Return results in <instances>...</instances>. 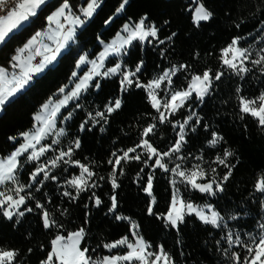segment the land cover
Masks as SVG:
<instances>
[{
  "label": "trees",
  "instance_id": "16d2710c",
  "mask_svg": "<svg viewBox=\"0 0 264 264\" xmlns=\"http://www.w3.org/2000/svg\"><path fill=\"white\" fill-rule=\"evenodd\" d=\"M87 1L68 0L69 8L79 15ZM98 1L100 4L93 16L77 31L56 63L3 106L0 156L10 154L20 141L14 139L33 128L34 115L69 83L80 57L95 58L99 54L102 47L99 40L109 41L126 23L138 22L142 17L157 28V39L152 44L133 43L122 58L124 67L131 71L141 65L132 85L121 90L119 76L102 78L99 86L94 81L62 110L58 126L64 127V134L56 143L52 134L43 140L50 146L42 158L45 164L60 152L72 149L70 156L58 160L49 169V177L56 179H44L41 175L29 186L37 162L28 163L26 157L21 158L17 180L28 187L24 191L26 203L20 211L24 214L17 213L8 219L0 211V250L17 253L12 264H41L57 234L66 236L83 229L80 246L88 249L91 260L97 261L109 254L106 244L132 238L130 222L133 221L138 234L148 243L149 252L163 250L172 264H238L234 254L240 257V264H246L251 259L247 249L254 248L255 242L264 236L261 227L264 192L255 187L258 180H264V127L251 115L241 112L240 101L241 98L255 100L264 93V68L251 63L247 71H236L225 67L221 56L222 50L234 39L239 47L252 50L255 60L263 53L264 0H198L212 13L209 20L198 24L193 22L192 0H128L119 13L117 9L123 0ZM63 3L64 0H49L27 24L13 32L0 46V66L10 70L12 57L46 28L50 14ZM115 62L112 58L108 65ZM172 67H177L172 86L176 90L187 88L193 75L205 71L211 74L213 82L202 101L193 97L174 115H169L167 122L161 123L146 89L135 84H148ZM217 73H221L218 80ZM116 99L121 101L120 108L108 113L105 106L114 104ZM97 112L104 115L96 116ZM190 115L192 119L186 125L180 151L170 157L186 172L199 165L205 173L204 181H215L222 190L214 187V194L209 195L182 181L176 186L184 201L211 203L222 218L218 227L201 222L193 214L185 216L177 227L166 224L163 215L172 201V175L170 171L150 167L152 160L146 166L143 161L147 156L142 148L129 153L140 155V160H122L116 167L114 179L118 187L112 186L113 164L109 161L115 160L113 153L123 156L124 151L136 147L142 139H147L159 152H166L178 139L177 124ZM150 124L155 125L154 131L143 137L144 128ZM213 133L221 138L214 145L209 144ZM77 140L79 147L75 146ZM226 151L232 153L225 161L231 167L230 175L229 167L217 161V157L224 158ZM75 161L93 173L92 185L79 193L67 183L80 174ZM149 175L155 200L151 213L152 202L144 190ZM225 175L227 180H223ZM10 186L11 183L7 185ZM65 191L71 196H65ZM113 196L116 207L110 211ZM96 199L101 201L99 205L95 204ZM45 212L55 222L49 228L44 227ZM229 234L233 239L231 244L227 239Z\"/></svg>",
  "mask_w": 264,
  "mask_h": 264
},
{
  "label": "snow or ice",
  "instance_id": "6c2138e0",
  "mask_svg": "<svg viewBox=\"0 0 264 264\" xmlns=\"http://www.w3.org/2000/svg\"><path fill=\"white\" fill-rule=\"evenodd\" d=\"M5 2L6 0H0V13H4L3 15H0V43L4 42L6 38H8L11 33H13L14 30L21 27L22 23L24 21H27L30 16H34L36 14V9L44 3V0H18V2H16L9 9H5L3 7ZM127 3L128 0H123V2L120 4V7L117 9V12L122 11ZM97 6V0H89L87 7L82 9L83 16L91 17ZM68 8V0H64L62 6L52 16H49L48 20L52 22L56 20L57 17L64 16L65 10ZM211 16L212 13L208 11L203 4H200L195 9L193 22L198 24L200 21L209 20ZM146 19V17H142L138 22H135L131 26L125 25L123 30L124 32L128 33L127 37L122 38V42L119 46H116L115 44L109 46V50L118 53L124 45L130 44L133 40L144 41L149 36L156 38L158 31L157 28L154 25H146ZM82 22L83 21L79 17H75L73 19L74 24H80ZM72 31V29H68L67 34L64 36V40L71 39ZM39 35L40 33H36V36L32 37V39H30L27 44L24 45V48L19 49V52L23 53L26 49H28L35 42L36 37ZM172 35H175V33H173ZM168 39H171V37H169ZM160 43H163V41H160ZM60 47H63V44H61ZM58 50L59 48L57 49V51ZM261 51L264 52V49H262ZM250 55L251 54L248 52L247 49H242L238 47L237 40L234 39L228 47L222 50L221 59L226 66L232 68L233 70H237V62L239 61L242 65L243 61L248 60ZM53 59H55V55L51 57H45L46 62ZM84 59L85 58L83 56L80 57L81 62H83ZM12 60L17 61V66H19L20 57L18 55L13 56ZM262 62H264V56H260L259 59L252 61V63L254 64H261ZM42 67L43 64L37 65L34 68H29L26 71H22L19 78L13 77V80H15V84L10 88L0 87V105H4L6 101H8L9 98L13 96L18 89L22 88L24 84L27 83L28 79L30 78V72H39ZM180 67L184 68L186 66L181 65ZM119 68L120 66L117 65L116 67L109 69L108 71L111 73H115L119 70ZM139 70V66H137V71ZM176 70L177 69L174 67L170 71H165L163 75L150 81L147 85L140 84L139 82L135 84L136 87H144L149 90V99L152 103V107L155 108L159 113V120L161 123L167 122L168 115H174L177 110L184 107L185 102L189 100L193 93L196 94V97L198 99L202 100L203 97L208 93L211 85L212 77L210 76V73L208 71H205L202 75H193L186 89L171 91L168 98L164 99L163 102H161V99L158 98L155 93V90L159 89L161 87V83L166 79L170 82V76L174 75ZM238 70L240 72L247 71V69L243 66H240ZM104 75H108V72H105ZM130 75H134V73L125 74L123 76V80L121 82L122 86L133 84V81L129 78ZM220 76L221 73H217L215 75V79H220ZM4 78L5 69L0 68V82L11 83V81H5ZM89 79H91V75L85 77L84 80H82L81 83L76 86V89L70 94V96H67L65 100L60 101V104L63 105L64 103H66L67 99H71L72 97L77 96L80 90L86 86V82ZM240 103L241 112L251 115L258 121V124L261 127H264V93H261V95L255 100H245L241 98ZM120 106L121 101L119 99H116L114 104L106 105L105 107L106 111L108 113H111L115 109L120 108ZM45 108H47V105H45ZM58 111L59 106L54 108L48 117L42 118L38 116L37 120H40L43 126L39 127L33 133H23L22 135L24 136L26 141L25 144L17 148L16 151L12 152L11 155L7 158L0 160V185H3L6 181H12L14 183L16 182L15 171L18 167L17 157L21 156L22 153H26L29 151V149H32V151L28 155V159L37 160L41 155L44 154L45 151H47V147L42 146L37 149L36 146L41 143V141L45 138L46 135L49 134L50 130L53 128V121ZM103 115L104 113L101 112L96 113V116ZM193 115H195V113H193ZM191 119L192 116L190 115L187 120H185L182 124L178 125L180 129L179 138L176 140L175 144L166 152H159L155 147L151 145V143H149L147 139H142L140 144L136 145V147L129 148L124 151L123 156H116V154L113 153L115 160L109 161V163L113 164V188L118 187L114 179L116 175V167L121 164L122 160H140V155L130 156L129 153H135L137 148H142L147 156V158L143 161L146 166H149V160H153V158H155L153 165H150V167H157L163 169L166 172L171 171L175 175L181 177L183 181L187 182L193 188L199 190L200 192L212 194L214 184L216 190H222L220 184L216 183L215 181H209L204 184H200L197 182L198 179H203L205 177V173L203 169L199 168V165H195L191 171L186 172L184 170H181L180 165H176V167L169 169L166 163L164 162L165 157H169L173 153H177L180 151L181 145L184 142V126ZM197 123H199V120H197ZM81 128H84L83 124L81 125ZM154 129L155 125L150 124L148 127L144 128L142 136L147 137L151 132L154 131ZM56 134L58 136L62 135L63 131L60 130ZM218 139L221 138H218L216 133H213V139L209 141V144H216L218 142ZM56 142L57 141L55 140L53 141V143ZM75 146L79 147V140L75 141ZM71 152V148H69L66 152H60V154L50 162L51 166L55 167L58 160H62L65 156H70ZM231 155L232 153L226 151L224 153L223 159L217 157L218 163L225 164L226 167H229L228 175L231 174V167L227 165L225 161L227 157ZM73 163L79 165L78 161H75ZM79 167L81 168V175L67 181L70 186L74 187L77 190V193L84 191L85 186H87L88 182L84 178V174H87L88 178H91L93 176V173L89 170L87 166L79 165ZM46 168L47 165L43 167H38L36 171L32 173L33 180L36 179L39 173H43L45 179H56L55 176L49 177ZM122 171L123 170L121 169V174ZM141 171H143V169ZM228 175H225L223 177V180H227ZM24 187V185H18L14 189H11L9 193L0 191V211H2L3 215L8 219H11L13 217L14 210L19 209V207L25 203L26 197L20 194L24 191ZM255 187L257 191L264 192V180H258ZM151 188L152 176L149 175L147 186L144 190L151 194ZM12 192L15 193V196L11 194ZM64 195L71 196V193L65 191ZM72 198L75 199V197ZM112 201V209H114L116 207L115 196L112 197ZM100 203L101 201L99 199H96V204L99 205ZM37 207H42V205L37 204ZM9 209H12V211H10ZM112 209H110V211ZM186 210L188 213H195L197 216H199L202 221H204L205 223H211L213 226H217V221L219 219H222L221 217H219V214L215 211L211 213L210 217L204 215L202 211L197 210V208H195L191 203H185L183 200L178 199V197L174 194L172 200V207L167 216L168 222L173 227H175L178 222L183 221L184 213ZM28 211H31V209H28ZM149 212L151 213V209H149ZM23 214V212H19V215L22 216ZM117 219H120V217H117ZM43 222L45 228H49L55 223L54 221H51L49 219L47 212L43 214ZM261 227L264 228V225H261ZM83 235V229L70 233L67 238L57 235L51 241V251L48 253L46 260L42 261L41 264H118L119 261H127L129 262V264L134 261L139 262V264H159V262L162 261L163 264H170L169 257L163 252V250L158 253H150L146 250L147 246L139 238L136 239L135 243L129 242L127 238H123L114 243L106 244L105 247L109 249L116 248L120 245H126L128 251L125 255L105 256L99 262L93 261L89 256L86 255L88 249H82L80 247V240L83 238ZM227 239L229 244L233 243L231 234L228 235ZM236 242H239V237H237ZM247 250L249 253H251V259H248L246 261V264H264V236H261L259 240L255 242L254 248L249 247ZM16 255L17 253L12 250H0V264H12V261L15 259ZM149 257L154 258L150 260ZM233 259H235L238 264H240L239 256H236L234 254Z\"/></svg>",
  "mask_w": 264,
  "mask_h": 264
},
{
  "label": "rangeland",
  "instance_id": "374dc122",
  "mask_svg": "<svg viewBox=\"0 0 264 264\" xmlns=\"http://www.w3.org/2000/svg\"><path fill=\"white\" fill-rule=\"evenodd\" d=\"M49 0H44V3L43 4H41L37 9H36V13L38 12V10L46 3V2H48ZM192 1H194V6H193V8H192V18H193V16H194V13H195V9L200 5V4H202L201 2H199L198 0H192ZM88 2H89V0L86 2V4H85V6L82 8V9H84V8H86L87 7V4H88ZM97 2H98V6L96 7V9L94 10V12H93V14L95 13V11L97 10V8L99 7V1L97 0ZM62 5H60L57 9H55L51 14H50V16H52L60 7H61ZM82 9H81V13L79 14V15H76V14H74V13H72V11L70 10V8H68V9H66L65 10V14H64V16H60V17H57L56 18V20H54V21H52V22H50L48 19H47V25H46V28H45V31L43 32V31H41L40 32V35L39 36H37L36 37V40H35V42L28 48V49H26L27 51H30V50H33V49H35L37 52H39V54L41 53V55H42V64H43V67L41 68V70L39 71V72H30V78L28 79V81H27V83L26 84H24V86L22 87V88H20V89H18L15 93H14V95L13 96H11L10 98H9V100L8 101H6V102H9L10 100H12L15 96H17L20 92H22L32 81H33V79L36 77V76H39L46 68H48V67H50V66H53L56 62V60L58 59V57L60 56V54L62 53V52H64V50L66 49H64V50H62V48L63 47H60V45L61 44H63V46H66V44H68V43H70V42H72L73 40H74V38H75V35H77L76 33H77V31L78 30H80V28L81 27H83L88 21H89V19L93 16V14H92V16L91 17H85V16H83V13H82ZM209 11V10H208ZM119 12H121V11H119ZM119 12H117V13H119ZM36 15V14H35ZM34 15V16H35ZM32 16H30L29 17V19L31 18ZM65 17H67V18H65ZM75 17H79L83 22L82 23H80V24H74L73 23V19L75 18ZM29 19L27 20V21H24L23 23H22V26L23 25H25V24H27V22L29 21ZM200 22H202V21H200ZM132 24H134V23H130V22H128V23H126L125 25H129V26H131ZM197 24V23H196ZM124 25V26H125ZM146 25H153V24H148L147 22H146ZM21 26V27H22ZM124 26L122 27V29L118 32V34H116L112 39H110L109 41H107V42H104V41H102V40H99V43H100V45L102 46L101 47V51L99 52V54L95 57V58H89L88 56H86V55H82L85 59H84V61L83 62H81L80 61V59L78 60V62H77V64H76V68H75V70H74V72H73V74H72V77H71V79H70V81H69V83L67 84V85H65V86H63V87H61V89H60V91H59V95L56 97V98H52V99H50L49 101H47L45 104H43V106L41 107V109L34 115V124H33V128H31V130L30 131H28V132H26V133H33V132H35L39 127H41V126H43L42 124H41V121L40 120H37V117L39 116V117H48L49 115H50V113H51V111L54 109V108H56L57 106H59V111L56 113V116H55V118H54V121H53V124H54V126H53V128L50 130V132H49V134L48 135H53V137H54V140H56V141H58V139L64 134V127L63 126H58V117H59V115L61 114V112H62V110L64 109V108H66L68 105H69V103H71V102H74V101H76L78 98H79V96L83 93V92H85L91 85H92V83L94 82V81H96L97 83H96V86L97 85H99V82H100V80L102 79V78H111V77H114V76H119L120 77V80H121V82H122V80H123V76L125 75V74H130V73H134V75H130L129 76V78L133 81V80H135L136 79V74L140 71H137V68L134 70V71H131L130 69H128V68H125L124 67V64H123V57L127 54V52H128V49L130 48V46H132L133 45V43H135V42H141L142 44H145L146 45V43L147 42H149V43H153V41L154 40H156L157 39V37L156 38H153V37H151V36H149V37H147L144 41H140V40H133L130 44H127V45H124L121 49H120V51L117 53V52H113V51H111V50H109V46H111V45H113V44H115L116 46H119L120 45V43L122 42V38H124V37H127V35H128V33L127 32H124ZM21 27H19L18 29H16V30H14L13 32H16L17 30H19ZM67 28H69V29H72L73 31H72V33H71V39H68V40H64V36L66 35V33L64 34V32H65V30L67 29ZM12 34V33H11ZM10 34V35H11ZM9 35V36H10ZM45 38V39H44ZM6 40H7V38H6ZM237 40V39H236ZM5 42V41H4ZM4 42H2V43H0V46L4 43ZM39 46V47H38ZM237 46L239 47V45H238V41H237ZM67 47V46H66ZM59 48V50L57 51V49ZM241 48V47H240ZM52 49H55V52H53L52 53ZM242 49H244V48H242ZM248 50V52L251 54L250 56H249V59L248 60H244L243 61V64L241 65L240 64V62L238 61L237 62V65H238V67H237V70L236 71H239L238 69H239V67L240 66H243V67H245V68H247V66L249 65V64H251L252 63V61L253 60H255L253 57H252V50H250V49H247ZM51 51V52H50ZM103 54V55H102ZM19 57H20V64H19V66H17V61H14L13 60V62H12V68L10 69V70H8V69H6L5 67H3V66H0V68H3V69H5V78H4V80L5 81H11V83H5V82H0V87H5V88H10V87H12L14 84H15V80H13V77H17V78H19L20 77V75H21V73H22V71H26L27 69H29V68H32L31 66V60H32V55H30V56H23L20 52L17 54ZM17 55H15V56H17ZM40 55V56H41ZM53 55H55V59H53V60H50V61H45V57H51V56H53ZM81 56V57H82ZM260 56H264V52L263 53H259V55L257 56V59H259L260 58ZM112 58H114V59H116V62H115V64L114 65H108V61L110 60V59H112ZM95 62V63H94ZM222 63H223V61H222ZM39 65H41V64H39ZM117 65H119L120 66V68H119V70L117 71V72H115V73H111V72H109L108 70L109 69H112V68H114V67H116ZM223 65L225 66V67H228V66H226L224 63H223ZM257 66H259L260 68H264V62H262L261 64H256ZM139 66V69H141V65H138ZM36 67V66H35ZM174 67H172V68H170V69H167L166 71H170V70H172ZM176 69H177V67H175ZM105 72H108V75H104V73ZM165 72V71H164ZM163 72V73H164ZM176 72H177V70L175 71V74H176ZM163 73H160L158 76H156L154 79H156V78H158L159 76H161V75H163ZM75 74V75H74ZM174 74V75H175ZM89 75H91V79H89V80H87V82H86V86L85 87H83L81 90H80V92H79V94L77 95V96H75V97H72L71 99H67V101H66V103H64L63 105H61L60 104V101H62V100H65V98L67 97V96H70V94L76 89V86L78 85V84H80L81 83V81L82 80H84V78L85 77H87V76H89ZM174 75H171L170 76V82H169V80H165V81H163L162 83H161V87L159 88V89H156L155 90V93H156V95L158 96V98H160L161 99V102H163V100L164 99H167L168 98V96H169V94H170V92L171 91H178V90H176V89H174L172 86H173V77H174ZM200 75H202V74H200ZM210 76H211V74H210ZM212 77V76H211ZM154 79H152V80H154ZM151 80V81H152ZM191 81V80H190ZM150 82V81H149ZM148 82V83H149ZM212 79H211V85H212ZM141 84V83H140ZM144 85H147V84H144ZM211 85H210V88H211ZM125 86L126 85H123L122 86V83H121V90H123L124 88H125ZM188 87V86H187ZM210 88H209V91H210ZM146 89V88H145ZM186 89V88H185ZM61 90H63V91H61ZM182 90H184V89H182ZM146 91L148 92L149 90H147L146 89ZM209 91H208V93H209ZM207 93V94H208ZM206 94V95H207ZM205 95V96H206ZM205 96L203 97V99L205 98ZM193 97H196V94L195 93H193L192 94V96L189 98V100H191ZM196 99L197 100H199V101H202V100H200V99H198L197 97H196ZM188 101V100H187ZM6 104V103H5ZM4 104V105H5ZM4 105H0V113L2 112V109H3V106ZM45 105H47V108H45ZM161 110H163V109H161ZM169 116V115H168ZM187 120V119H186ZM189 122V121H188ZM183 123V122H182ZM182 123H179V124H182ZM179 124H177V126L179 125ZM187 125V124H186ZM186 125L184 126V131H183V136L185 135V128H186ZM179 127V126H178ZM60 130H62L63 131V134L62 135H57L56 133L57 132H59ZM179 133H180V129L178 130V138H179ZM48 135H46L45 137H47ZM17 139H20V141H19V144H18V146L12 151V152H14V151H16V149L17 148H19L21 145H23V144H25V138H24V136L21 134L19 137H17L16 139H14V140H17ZM45 139V138H44ZM43 139V140H44ZM41 141V143L39 144V145H37L36 147H37V149L38 148H40V147H47V151L48 150H50V147H48L49 145H47V144H45L44 143V141ZM32 151V149H29V151L28 152H26V153H22L21 154V156H19V157H17V163H18V167H17V169H16V171H15V177H16V182L14 183V182H12V181H6L3 185H0V191H3V192H5V193H9L10 192V190L11 189H14L15 187H17L18 185H21V184H19V181L17 180V178H18V172L20 171V169H21V167H20V161H21V158L22 157H26V161L29 163H31V162H37V167H35L36 169L38 168V167H43V166H45V165H47V168H46V171L47 172H49V169L52 167L51 166V161H49L48 163H46L45 164V160H42V158H43V156L45 155V153L47 152V151H45L44 152V154L43 155H41L40 157H39V159H37V160H29L28 159V155H29V153ZM11 152V153H12ZM11 153L10 154H8V155H6V156H0V160H3V159H5V158H7L8 156H10L11 155ZM154 159L155 158H153V162L152 163H154ZM151 161V160H150ZM164 162L166 163V165H167V167L169 168V169H171V168H174V167H176V165H180V163H178V162H176V160H174L173 158H171L170 156L169 157H165L164 158ZM171 163H174L173 165H171ZM76 165H78V164H76ZM79 165H82V164H79ZM78 165V166H79ZM86 166V165H85ZM181 168V167H180ZM36 169L33 171V172H35L36 171ZM81 169V168H80ZM181 170H184L183 168H181ZM185 171V170H184ZM171 172V171H170ZM41 175H43V178L45 179V177H44V174L43 173H39L38 174V176L36 177V179L35 180H33V178H32V175H31V182H30V185L29 186H31V185H33V183H35L36 182V180L41 176ZM81 175V170H80V174L78 175V176H80ZM171 175H172V180H171V182H172V200H173V195L175 194L177 197H178V199H180V200H183L182 198H181V196L179 195V192H178V190H177V186H176V183H178V182H180V181H182V182H184V183H187V182H185V181H183L182 180V178L181 177H179V176H177V175H175L174 173H172L171 172ZM78 176H76V177H78ZM75 178V177H74ZM84 178L87 180V186H85V189L87 188V187H89V186H91L92 185V182H91V179H92V177L91 178H88L87 177V174H84ZM205 178V177H204ZM204 178L203 179H198L197 180V182L198 183H200V184H204V183H207V182H209V181H204ZM12 184V186H10V187H7V185L8 184ZM188 184V183H187ZM190 185V184H189ZM190 187H192L191 185H190ZM214 187H215V184L213 185V193L212 194H209V195H213L214 194V192H215V189H214ZM28 187H24V191L27 189ZM192 189H194V190H197V189H195V188H193L192 187ZM24 191L23 192H21L20 194L21 195H24ZM197 191H199V190H197ZM200 192V191H199ZM149 196H150V202H152V203H150V209H151V211H152V208H153V204H154V198H153V194H152V188H151V194H149L148 192H146ZM202 193H204V192H202ZM13 196H15V193L14 192H12L11 193ZM184 201V200H183ZM185 203H191L195 208H197V210H200V211H202L203 212V214L204 215H207V216H211V213L213 212V211H215V212H217V210L214 208V206L211 204V203H206V204H196V203H193V202H187V201H184ZM25 203H26V198H25ZM25 203L23 204V205H21L20 207H19V209H16V210H14V214H13V216L15 215V214H17V213H19L20 211H21V208L25 205ZM95 204H96V201H95ZM171 207H172V201H171V205H170V207H169V210L167 211V213L166 214H164L163 215V218H164V221L166 222V224H169V225H171L169 222H168V220H167V216H168V213H169V211H170V209H171ZM115 209V208H114ZM114 209H112V211L114 210ZM10 211H12V209H9ZM218 213V212H217ZM195 215L201 222H203V223H205L204 221H202L200 218H199V216H197L195 213H188L187 212V210L185 211V213H184V217H183V219L185 218V216H187V215ZM219 214V213H218ZM219 217H220V215H219ZM131 223V234H132V238H129V237H124V238H127L128 239V241L129 242H132V243H135V241H136V239L137 238H139V239H141L143 242H144V244L147 246V248H146V250L149 252V249H148V247H149V245H148V243L142 238V236L140 235V234H138V232H137V226H136V224L133 222V221H131L130 222ZM181 222H178L177 223V225L175 226V227H177L179 224H180ZM206 224H209V225H211V226H213L211 223H206ZM220 224H222V222H221V219H219L218 221H217V226H214V227H218ZM172 226V225H171ZM78 231V230H77ZM76 232V231H75ZM71 233H73V232H71ZM70 234V233H69ZM68 234V235H69ZM57 235H60V236H63V237H65V238H67L68 237V235H66V236H64V235H61V234H57ZM56 235V236H57ZM55 236V237H56ZM54 237V238H55ZM53 238V239H54ZM52 239V240H53ZM123 239V238H122ZM121 240V239H120ZM81 241H82V239L80 240V244H81ZM119 241V240H118ZM112 243H114V242H112ZM109 244H111V243H109ZM51 246V249H52V244L50 245ZM81 247V246H80ZM107 249V251L109 252V254H106V255H104V256H102V258H100L99 260H97V262H99L100 260H102L103 259V257H105V256H121V255H125L126 253H127V251H128V249H127V246L126 245H120V246H117L116 248H112V249H109V248H106ZM161 251V249L159 250V252ZM164 252V251H163ZM165 253V252H164ZM165 254H167V253H165ZM86 255H87V253H86ZM167 256H168V254H167ZM169 257V256H168ZM152 258H154V257H149V259L151 260ZM169 261H170V264H172V262H171V259H170V257H169ZM125 263H127V261H119L118 262V264H125ZM138 264H139V262H138ZM159 264H163V262L161 261V262H159Z\"/></svg>",
  "mask_w": 264,
  "mask_h": 264
},
{
  "label": "built area",
  "instance_id": "2783aa9c",
  "mask_svg": "<svg viewBox=\"0 0 264 264\" xmlns=\"http://www.w3.org/2000/svg\"><path fill=\"white\" fill-rule=\"evenodd\" d=\"M16 2H18V0H6V2L4 3L3 7L5 9H9L11 8ZM4 13H0V15H3ZM43 32L45 31V29L42 30ZM23 56H30L32 55V66H35L39 63H41L42 61V58L40 56V54L35 50H30V51H27L25 50L23 53H22Z\"/></svg>",
  "mask_w": 264,
  "mask_h": 264
},
{
  "label": "crops",
  "instance_id": "0c3cea01",
  "mask_svg": "<svg viewBox=\"0 0 264 264\" xmlns=\"http://www.w3.org/2000/svg\"><path fill=\"white\" fill-rule=\"evenodd\" d=\"M68 29H69V28H67V29L65 30L64 34H65V33L67 34ZM44 39H45V38H44ZM66 46H67V44H66ZM66 46H63L62 50H64V49L66 48ZM38 47H39V46H38ZM51 51H52V53H53V52H55V49H52ZM51 51H50V52H51ZM38 53H39V52H38ZM40 55H41V53H40ZM41 58H42V55H41ZM31 61H32V60H31ZM42 61H43V60H42ZM42 61H41V63H39V64H42ZM39 64H37V65H39ZM37 65H35V66H37ZM35 66H31V67L34 68Z\"/></svg>",
  "mask_w": 264,
  "mask_h": 264
}]
</instances>
